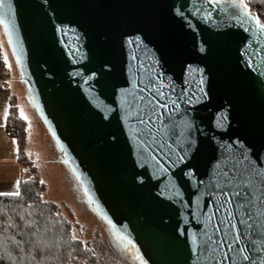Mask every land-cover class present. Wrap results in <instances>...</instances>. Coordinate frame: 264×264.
I'll return each instance as SVG.
<instances>
[{
    "label": "water",
    "instance_id": "water-1",
    "mask_svg": "<svg viewBox=\"0 0 264 264\" xmlns=\"http://www.w3.org/2000/svg\"><path fill=\"white\" fill-rule=\"evenodd\" d=\"M245 6L0 4L64 164L143 264H264V28Z\"/></svg>",
    "mask_w": 264,
    "mask_h": 264
},
{
    "label": "rangeland",
    "instance_id": "rangeland-1",
    "mask_svg": "<svg viewBox=\"0 0 264 264\" xmlns=\"http://www.w3.org/2000/svg\"><path fill=\"white\" fill-rule=\"evenodd\" d=\"M0 62L5 66L0 72V88L3 89L0 93L5 96L0 101V116L3 108L6 123L12 104L16 115L26 122L25 127L16 124L7 131L0 119V193L16 191L14 181H37L40 200L52 204L55 212L69 223L74 239L83 244L94 241L97 245L109 239L112 241L109 226L89 206L81 186L64 164L59 148L29 100L28 89L21 81L1 25ZM21 132L23 136L19 137ZM20 151L22 159L19 161ZM116 248L119 250L116 264H143L129 253L123 255L120 243Z\"/></svg>",
    "mask_w": 264,
    "mask_h": 264
},
{
    "label": "trees",
    "instance_id": "trees-1",
    "mask_svg": "<svg viewBox=\"0 0 264 264\" xmlns=\"http://www.w3.org/2000/svg\"><path fill=\"white\" fill-rule=\"evenodd\" d=\"M243 1L264 25V0ZM4 68L0 62V72ZM19 193L0 196V264H116L119 242L112 235V241L83 244L54 206L40 200L37 181H21Z\"/></svg>",
    "mask_w": 264,
    "mask_h": 264
},
{
    "label": "crops",
    "instance_id": "crops-1",
    "mask_svg": "<svg viewBox=\"0 0 264 264\" xmlns=\"http://www.w3.org/2000/svg\"><path fill=\"white\" fill-rule=\"evenodd\" d=\"M3 89L0 88V91H2ZM3 99H5V96L4 94L1 92L0 93V101H2ZM29 100H30V97H29ZM31 101V100H30ZM32 103V102H31ZM2 116H0V119L2 121V124L5 125V128L8 129V127H12V126H15L16 124L19 125L20 123H22L23 127L26 126V122L21 119L19 116L16 115V110H15V107L10 104V107H9V111H8V114H7V118H6V123H4V120H5V117L3 115V108H2ZM10 114H11V118H10ZM18 128V127H17ZM8 131V130H7ZM22 159V152L20 151L19 153V157H18V160L20 161ZM22 180H19V184H18V188H19V191H20V182ZM14 183V187H15V184L17 185V183L12 182ZM2 192V191H0Z\"/></svg>",
    "mask_w": 264,
    "mask_h": 264
},
{
    "label": "snow or ice",
    "instance_id": "snow-or-ice-1",
    "mask_svg": "<svg viewBox=\"0 0 264 264\" xmlns=\"http://www.w3.org/2000/svg\"><path fill=\"white\" fill-rule=\"evenodd\" d=\"M0 4H2V0H0ZM261 27L264 28V25H261ZM18 184H19V182H17V190L16 191L0 193V196H19L20 193H19V190H18ZM246 259H247V257H246Z\"/></svg>",
    "mask_w": 264,
    "mask_h": 264
}]
</instances>
